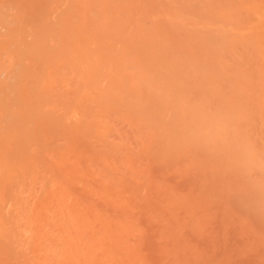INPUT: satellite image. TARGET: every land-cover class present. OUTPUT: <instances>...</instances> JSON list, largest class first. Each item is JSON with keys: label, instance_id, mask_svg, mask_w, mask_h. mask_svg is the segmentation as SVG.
<instances>
[{"label": "bare ground", "instance_id": "obj_1", "mask_svg": "<svg viewBox=\"0 0 264 264\" xmlns=\"http://www.w3.org/2000/svg\"><path fill=\"white\" fill-rule=\"evenodd\" d=\"M263 11L258 0H0V264H144L207 213L209 231L259 233L256 207L238 212L254 198L214 211L182 191L264 121V72L247 68ZM202 47L226 49L224 62L200 59Z\"/></svg>", "mask_w": 264, "mask_h": 264}, {"label": "rangeland", "instance_id": "obj_2", "mask_svg": "<svg viewBox=\"0 0 264 264\" xmlns=\"http://www.w3.org/2000/svg\"><path fill=\"white\" fill-rule=\"evenodd\" d=\"M259 5L264 8V0H258ZM254 8L251 7V10ZM260 25H253L250 29L251 36L247 42V56L249 58L248 71L249 73H263L264 72V11L261 16ZM257 31V34H255ZM228 46H235L236 39L228 38ZM238 50L231 55L229 62L235 60V56L238 55ZM226 49L216 50L215 48L202 47L197 51V56L204 59V55H210L208 61L215 64H221L224 62L220 59L219 56L224 55ZM227 62V59H226ZM238 66L233 64V67L230 66L228 71L222 67L217 68L212 73L208 74L207 79H221L225 74H235ZM228 84V82L226 83ZM230 84L227 85L229 87ZM259 120V121H257ZM255 119L252 122V125L245 131H242L241 136L239 137L240 141L238 144H241L242 141L243 147H237L234 151H229L225 155V162L220 159L217 161L216 169L210 175L209 179L204 183V185H197L194 188H187L183 190L182 200L186 203L185 205H192L198 203L201 205H208L213 208L214 211H220L223 206L228 202L230 197L231 200L233 197L239 199L240 195L246 194L251 198H254L256 201L254 204L242 205L238 209L239 213H249L253 205L256 207L254 211L255 214L252 216L251 223L258 227V232L252 234L248 231H239L236 228H231L228 231H209L205 228L207 221L209 219V213L207 216H198L201 222L196 223L195 228L184 229V230H171L167 233L168 239V252L165 255L159 256L153 252L150 253L149 257L147 255V261H144V264H264V149L260 150L255 145H258L257 142L261 141V137H264V121L260 119ZM257 122H260L257 124ZM255 124V126H254ZM258 129L255 131V128ZM263 125V126H261ZM254 131L252 130V128ZM261 128V130L259 129ZM248 132V133H247ZM261 137H259L258 134ZM258 136V138L256 137ZM252 137V139H251ZM262 137V138H263ZM256 138V139H255ZM248 139V141H246ZM251 139V140H250ZM249 142V143H247ZM246 144V145H245ZM250 144V145H249ZM248 145V146H247ZM251 146V147H250ZM246 147V148H245ZM252 147L254 148L252 152ZM245 148V149H243ZM257 149V150H256ZM257 151V152H256ZM260 151V152H259ZM255 153V154H254ZM208 154V157H215L216 153L213 155ZM262 159V161H261ZM221 164H220V163ZM221 165L217 168L218 165ZM223 166V167H222ZM158 169V168H157ZM218 169V170H217ZM217 170V172H216ZM122 173L126 175L125 171ZM130 176H128V179ZM211 178V179H210ZM180 180L186 179V173H182ZM174 182H171L170 185H173ZM232 194V198L230 195ZM234 195V196H233ZM212 199L213 204H209V200ZM214 200V201H213ZM222 207V208H221ZM215 208V209H214ZM219 208V209H218ZM126 216L133 217V213L130 210L124 212ZM262 215V216H261ZM114 224H120L122 227L126 224L120 219L122 216H114ZM205 218V219H203ZM262 222V223H261ZM261 223L262 227L260 226ZM159 234L152 233L147 236L146 241L149 242H159ZM129 240L128 249L134 246V241ZM115 249V248H114ZM117 249V250H116ZM115 251L121 253L122 249L125 248H116ZM120 249V251H119ZM113 250V249H112ZM114 251V250H113ZM158 253V251H156ZM113 254V253H112ZM111 254V256H112ZM150 254L152 256H150ZM155 254V257H154ZM157 255V257H156ZM97 264H112V263H97ZM128 264V263H125ZM136 264V263H131ZM139 264V263H137Z\"/></svg>", "mask_w": 264, "mask_h": 264}]
</instances>
